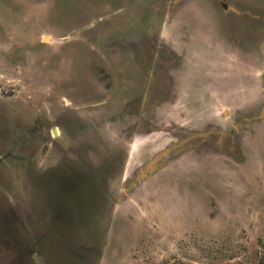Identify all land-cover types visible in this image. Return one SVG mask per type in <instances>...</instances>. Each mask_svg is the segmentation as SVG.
Segmentation results:
<instances>
[{
    "label": "rangeland",
    "instance_id": "rangeland-1",
    "mask_svg": "<svg viewBox=\"0 0 264 264\" xmlns=\"http://www.w3.org/2000/svg\"><path fill=\"white\" fill-rule=\"evenodd\" d=\"M215 1L0 0V264H264V67L246 58L264 59V0ZM195 12L235 32L226 51L251 86L216 126L231 138L167 143L148 134L167 118L152 32L179 39ZM197 82L189 116L208 103Z\"/></svg>",
    "mask_w": 264,
    "mask_h": 264
},
{
    "label": "flooded vegetation",
    "instance_id": "flooded-vegetation-1",
    "mask_svg": "<svg viewBox=\"0 0 264 264\" xmlns=\"http://www.w3.org/2000/svg\"><path fill=\"white\" fill-rule=\"evenodd\" d=\"M216 3L217 4L219 3V7L221 6L223 7V5L225 4L222 0L220 1L218 0V2ZM229 14L231 16L241 15V13L239 12H232V13L230 12ZM252 18L264 20V16L252 17ZM186 19L187 18H184V19L182 18V20H186ZM215 20H216V24L218 25V17L215 18ZM237 24L240 25V22ZM165 30L167 31V29ZM177 30L181 35L179 39H175L173 35L165 38L163 34L164 31L163 29H161V27H154V30L152 32L153 33L152 57H154L153 64L155 66V68L152 67V70L154 74L156 75V77L159 78V80L153 81V87H152L153 97H154L153 100L154 101L159 100L157 104L158 106L154 107L153 110L156 111L157 109L158 115H162V114L163 116L167 115V118L162 119L160 117L157 121L158 123L153 124V127L151 128L150 131H148V134L150 135V132L162 133L164 134L167 143L172 142L173 139H174L173 142H175V140L180 141L182 139H188L190 137H193L190 135H192L194 131L200 132L201 130H207L208 132L209 130H211V132L212 131L214 132L215 130L216 133H220V134H216L217 137H219L218 135H221V133H224L223 135L225 137V133L229 132L227 135H228V138H231L232 135L234 134L233 125H230V127H228L227 129L223 128V130L221 131H219V128H216V126H218L219 121L223 122L226 118H232V117L234 118L240 112V108L236 103V99L240 95L239 91H241L238 85L236 87L234 86L235 91L233 89L234 100H233V105L231 106L232 107L231 108L230 105L227 104L226 101H224L223 85H219V83H213L212 81H211L212 82L211 84L209 81V77L207 75V72H208L207 71L204 73L205 75H203L202 78H200V81H198L200 83L199 86L197 82L194 88L192 89V91L195 90L194 95H196L197 93L200 94L202 92L205 95V94H208V92H210V87H211L212 91L210 93V96L213 97L214 101L210 98V100L212 101H209L208 103L214 105L213 109L208 110L206 108L208 104H205L203 107V113L197 112L195 116H189L185 111L186 110L192 111L193 106L190 103V101L182 102V100H186L184 99V95L185 96L187 95V90L192 84V78L189 76L190 69L192 66H194V62L196 63L198 62L199 59H196V57L197 56L200 57L202 55V53L200 55V52H204V51L197 50L199 45L203 41H207L206 43L207 47L205 49L209 47L213 49L217 47L218 44H221L222 42L223 43L222 47L224 49L228 50L229 46H232L231 48L234 49L236 47L235 46L236 44H234L235 43L234 41L235 32L233 31L231 34L222 35V33L219 34L218 32L213 33L215 32L216 29L215 30L199 29V28H194V26L191 28H188V23H187V27L178 28ZM234 30H237L236 26ZM245 30L248 31V28H245ZM252 30L255 33L262 32L264 31V25L262 28H259V29H256V27H253ZM194 31L199 32V37L197 38H200L201 43H196L198 46L196 44H190V42H192V39H194L193 37ZM155 32H158V33L155 34ZM245 35L246 33L242 34L243 37H246ZM218 36L220 37L218 38ZM210 39H213L212 42L214 43L212 44L214 46H209L210 42L208 41ZM253 40L258 41L255 35H254ZM217 42L218 44L216 45L215 43ZM242 42H245V41L242 40ZM246 44L249 47H254V48L256 47L255 46L256 44L255 45H253L252 43H246ZM262 46L264 47V44ZM193 47H195V49H193ZM254 51H258V50H254ZM134 53H135V56L144 58V63L145 65H147V62L150 58L148 57L146 53H144V51L142 53H139V51L136 50ZM228 53L231 54V57H229L228 60L232 61V59L235 58L234 56L235 50L230 51ZM258 55L259 53L257 54L255 52L254 54L247 55L246 58L253 57L252 61L254 62V65H256V67L260 65L264 67L263 66L264 59H260V55L259 56ZM237 56H239L242 59L244 54L239 53L236 55V57ZM202 57H203V63L207 65L208 60H209V55L205 53L204 56ZM155 62H157V64ZM240 63L244 65H248L247 63H244L242 61H240ZM155 75L153 77H155ZM262 80L264 81V76L262 77ZM224 108L228 109L229 112L225 113L222 110ZM155 117H156V114H155ZM216 140L218 142L219 139H216ZM136 143L137 141L135 142V144Z\"/></svg>",
    "mask_w": 264,
    "mask_h": 264
},
{
    "label": "crops",
    "instance_id": "crops-1",
    "mask_svg": "<svg viewBox=\"0 0 264 264\" xmlns=\"http://www.w3.org/2000/svg\"><path fill=\"white\" fill-rule=\"evenodd\" d=\"M195 17H197L196 19L198 20V28L199 29H208V26L210 24L209 19L211 18V16H209V18L207 17V15L201 13V12H195V14H193ZM195 28V27H194ZM219 41V40H218ZM223 43L221 42L220 45H222ZM213 53H212V57L208 60L207 65L205 63H203V57H197L199 60L196 63V65L192 66L190 69V74L189 76L192 78V81L194 79H197V81H199L200 78H202L203 75H205L204 73L207 72V75L209 77V81L212 84L213 83H219V85H223V89H224V101L227 100H231V90L233 92V89L235 91L234 86L236 87L238 85L239 89H241L240 95L238 97V99L241 98H246L245 95H242L241 92L243 91H247V89L251 86V85H245L246 81L242 84L243 87L241 86V83L244 81L243 77H244V73L242 71H240V74H236V69H235V64L233 62H231L230 60H228L229 57H231V54H229L226 49H224L223 47H215V49H212ZM227 60V61H226ZM197 65H200V67H196ZM244 68V67H243ZM212 81V82H211ZM251 84V83H250ZM212 91V88L210 87V92H208V94H205L203 96V92L199 94L198 98H204L205 100L209 101H214L213 97L210 96V93ZM214 93V91H213ZM210 98L212 100H210ZM215 98V96H214ZM234 100V99H232ZM237 100V99H236ZM209 104V103H207ZM212 107L210 109H213L214 105L210 104ZM203 109V108H202ZM208 109V110H210Z\"/></svg>",
    "mask_w": 264,
    "mask_h": 264
}]
</instances>
